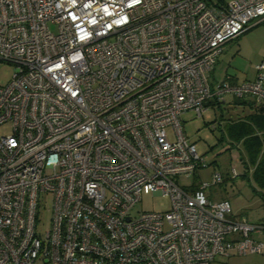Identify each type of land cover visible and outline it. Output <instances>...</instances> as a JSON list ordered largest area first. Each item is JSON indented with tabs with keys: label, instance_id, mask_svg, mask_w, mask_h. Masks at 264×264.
<instances>
[{
	"label": "built area",
	"instance_id": "1",
	"mask_svg": "<svg viewBox=\"0 0 264 264\" xmlns=\"http://www.w3.org/2000/svg\"><path fill=\"white\" fill-rule=\"evenodd\" d=\"M259 19L264 0H0V61L13 66L0 85V264L264 254L251 237L264 224L206 198L220 173L197 187L178 181L205 167L182 114L200 117L226 96L264 108V64L251 81L210 83L225 44ZM144 190L168 208L133 216Z\"/></svg>",
	"mask_w": 264,
	"mask_h": 264
},
{
	"label": "rangeland",
	"instance_id": "2",
	"mask_svg": "<svg viewBox=\"0 0 264 264\" xmlns=\"http://www.w3.org/2000/svg\"><path fill=\"white\" fill-rule=\"evenodd\" d=\"M219 57V66L215 70L217 80L211 75L210 83H217L226 76H231L239 83L253 80L256 75L255 66L264 64V19L254 20L236 39L226 43ZM12 73L13 66L0 61V85L7 84ZM234 100L226 96L225 103L212 102L200 117L191 111L181 115L184 136L190 144L195 145L205 167L194 175L180 177L178 181L181 186L197 187L201 181L210 183L212 175L220 173L222 183L205 189L206 198L213 202L227 200L233 216H243L253 224H264V200L252 191L251 183L242 177L245 170L237 158L238 152L234 149L236 144H232L224 132L228 121L241 118L245 112L242 104H236ZM0 133H7V129H0ZM232 168L236 169L235 177L231 174ZM51 203L50 195L40 196L35 232L41 239L49 229ZM168 206L167 198L144 190L141 201L132 209L131 214L135 216L141 211H165ZM239 260H235L236 264ZM213 264L232 263L217 257Z\"/></svg>",
	"mask_w": 264,
	"mask_h": 264
},
{
	"label": "trees",
	"instance_id": "3",
	"mask_svg": "<svg viewBox=\"0 0 264 264\" xmlns=\"http://www.w3.org/2000/svg\"><path fill=\"white\" fill-rule=\"evenodd\" d=\"M234 103L248 105L250 113L243 118L228 121L224 132L232 144L241 145L243 159L245 158L243 166L252 168L249 176L244 173L242 177L251 183L252 191L264 199V108L238 99H235Z\"/></svg>",
	"mask_w": 264,
	"mask_h": 264
},
{
	"label": "crops",
	"instance_id": "4",
	"mask_svg": "<svg viewBox=\"0 0 264 264\" xmlns=\"http://www.w3.org/2000/svg\"><path fill=\"white\" fill-rule=\"evenodd\" d=\"M219 58L220 57H218V59ZM218 59L216 61V64L214 66V69H213V71L211 73V75L213 76V79L214 80H217V78H215L216 77L215 76V70L219 66V65L217 66L218 61H219ZM237 83H239V82H237ZM225 102H226V100H225ZM243 102L250 103L251 101L250 100H243ZM242 108H243V110L245 112H244V114H243V116L241 118H243L244 116H246V115H248L250 113V109H249L248 105H246V104L245 105H242ZM238 145L240 146V155L238 154V157L237 158H240L241 159V160L240 159L239 160H240L241 164L243 165V162L245 161V158L243 159L244 155H243V152H242L241 145L240 144H238ZM243 167H244V170H245V172H243V174L246 173L249 176L251 174V172H252V168H246L245 165ZM243 174H242V176H243ZM262 200H264V199H262ZM251 237L255 241H261L262 243H264V230H262L260 233H253ZM237 259H240L237 264H264V254H248V255H245V256H242V257H235L234 256V257L228 258L227 260H228V263L230 262L232 264H236V261L235 260H237Z\"/></svg>",
	"mask_w": 264,
	"mask_h": 264
}]
</instances>
